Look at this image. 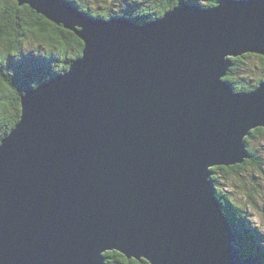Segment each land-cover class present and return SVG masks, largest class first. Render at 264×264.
Wrapping results in <instances>:
<instances>
[{
	"label": "water",
	"instance_id": "water-1",
	"mask_svg": "<svg viewBox=\"0 0 264 264\" xmlns=\"http://www.w3.org/2000/svg\"><path fill=\"white\" fill-rule=\"evenodd\" d=\"M82 55L30 87L0 142V264H262L243 258L210 168L248 157L264 81L235 92L230 57L264 56V0H184L139 25L65 0H17Z\"/></svg>",
	"mask_w": 264,
	"mask_h": 264
},
{
	"label": "trees",
	"instance_id": "trees-1",
	"mask_svg": "<svg viewBox=\"0 0 264 264\" xmlns=\"http://www.w3.org/2000/svg\"><path fill=\"white\" fill-rule=\"evenodd\" d=\"M65 1L95 19L109 20L121 16L143 25L163 17L180 0ZM184 1L207 8L214 7L219 0ZM25 46L29 48V55L25 52ZM33 46L43 50L33 51ZM83 47V41L74 32L48 20L30 6L19 5L17 0H0V142L19 120L20 98L26 90L59 73H65L71 62L82 55ZM33 54H40L42 58ZM230 63L232 64L224 80L232 85L235 92L252 91L264 81L263 55L247 52L230 57ZM255 69L260 70L262 74L257 79L253 74ZM261 134L264 135V128L256 127L246 136L244 141L249 158L240 164L211 167L210 178L223 213L233 226L234 244L240 255L243 258L252 256L264 264V234L247 224L244 212L238 210L239 207L232 196L219 187L221 174L230 177L245 170L247 166L256 170L261 168L264 158L259 156L251 145V139ZM240 228H243V232ZM103 256V264H150L145 259H128L115 250L106 251Z\"/></svg>",
	"mask_w": 264,
	"mask_h": 264
},
{
	"label": "rangeland",
	"instance_id": "rangeland-1",
	"mask_svg": "<svg viewBox=\"0 0 264 264\" xmlns=\"http://www.w3.org/2000/svg\"><path fill=\"white\" fill-rule=\"evenodd\" d=\"M199 1L203 2V0ZM217 5L218 2L215 4V7ZM31 50L41 52L43 48L33 46ZM25 52L29 55V48L27 46H25ZM253 74H255L256 79L262 75L261 71L257 69L254 70ZM251 145H253L257 154L264 158V135H256V137L252 138ZM219 184V187L232 196L234 202L239 207L238 210L244 212L247 224L253 228H257L258 231L264 234V163L259 170L247 166L245 170L234 176L229 177L221 174ZM240 231L243 232V228H240Z\"/></svg>",
	"mask_w": 264,
	"mask_h": 264
},
{
	"label": "bare ground",
	"instance_id": "bare-ground-1",
	"mask_svg": "<svg viewBox=\"0 0 264 264\" xmlns=\"http://www.w3.org/2000/svg\"><path fill=\"white\" fill-rule=\"evenodd\" d=\"M207 8H208V7H207ZM204 9H206V8H204ZM139 25H140V24H139ZM34 56H36L37 58H42V56H41L40 54H35ZM34 56H33V57H34ZM231 64H232V63H231ZM260 84H261V83H259L258 86H260ZM34 87H35V86H34ZM249 157H250V155H249V153H248V157H245L244 160L247 159V158H249ZM244 160H243L242 162H244ZM242 162H239V163H236V164H240V163H242ZM225 217H226V216H225ZM231 230H232L233 233H234V229H233L232 224H231Z\"/></svg>",
	"mask_w": 264,
	"mask_h": 264
}]
</instances>
